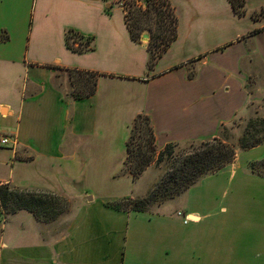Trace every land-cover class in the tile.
Listing matches in <instances>:
<instances>
[{
	"label": "crops",
	"instance_id": "1",
	"mask_svg": "<svg viewBox=\"0 0 264 264\" xmlns=\"http://www.w3.org/2000/svg\"><path fill=\"white\" fill-rule=\"evenodd\" d=\"M187 1L170 0L178 38L150 67L149 43L131 39L119 0H0V130L17 142L0 148V185L90 202L61 236L30 217L17 237H0V264H264V179L244 172L242 153L181 195L189 205L178 210L107 206L135 193L122 170L137 116L150 118L161 152L221 138L264 103V0H247L243 17L229 0ZM68 30L93 50L70 51ZM60 71L103 76L94 96L75 99ZM222 181L235 187L230 208H214ZM218 213L236 219L212 235Z\"/></svg>",
	"mask_w": 264,
	"mask_h": 264
},
{
	"label": "trees",
	"instance_id": "2",
	"mask_svg": "<svg viewBox=\"0 0 264 264\" xmlns=\"http://www.w3.org/2000/svg\"><path fill=\"white\" fill-rule=\"evenodd\" d=\"M137 1L141 0L126 3L130 8L129 15H126V24L131 39L141 42L142 33L150 28L154 20L157 32L152 34L148 44L149 65L153 67L177 40L178 18L172 11V17L169 16L170 27H165L167 17L158 6L169 7L171 5L169 0H143L147 6L145 11L137 7ZM229 2L236 15L240 17L246 15L247 0H229ZM259 17H254V19ZM65 42L67 48L74 53L81 54L92 51L94 48L93 39H86L74 30L66 32ZM69 72L82 76L79 82L81 89L78 90L76 85L74 91L75 99H85L96 94L98 79L103 75L79 71ZM258 126L262 127V137H260L261 132L256 130ZM223 130L225 131L226 128ZM263 144L264 119L248 127L240 139L239 148L242 151H248ZM184 146L185 149L179 153L176 152V149ZM126 147L127 157L123 170L130 174L134 181L139 179L154 163H165L168 166L146 200L132 203L130 199L122 202L120 207L107 205L126 212H147L145 207L148 205H161L180 197L197 186L204 178L215 175L231 165L237 155L235 148L220 138L207 142L187 143L183 146L172 144L159 152L151 120L145 115H139L134 120ZM251 170L257 177L264 179V160L259 164H252ZM133 205H135L134 208ZM0 209L5 214L27 211L39 219L43 212L52 211V205L42 197L36 196L33 191L10 187L7 184L0 185Z\"/></svg>",
	"mask_w": 264,
	"mask_h": 264
},
{
	"label": "rangeland",
	"instance_id": "3",
	"mask_svg": "<svg viewBox=\"0 0 264 264\" xmlns=\"http://www.w3.org/2000/svg\"><path fill=\"white\" fill-rule=\"evenodd\" d=\"M170 1V0H169ZM181 5H184L183 7H186L188 5L187 0H179ZM136 2L137 7H140L143 11L147 9V6L143 2V0ZM171 3V2H170ZM199 9H204L210 6L209 2H203L196 4ZM160 10H162L165 14L166 18V26L165 27H170V18L172 17V11L176 14V9L172 5L167 7V6H158ZM210 9V8H208ZM130 8L127 7L125 10V14L128 16L129 15ZM247 14V10H246ZM259 15H254L253 17H258ZM152 24L150 25L151 30L147 29L145 30L142 35H141V41L145 43H149L151 36L153 33L157 32V26H155L154 20H152ZM145 34H149L150 38L149 40H144L143 36ZM59 79H60V89L62 92L69 96V97H74L75 93L74 91L76 90V85L77 89L80 88V80L82 79V76H80L78 73H70L69 71H63L59 72ZM260 107L262 108V112L260 110ZM258 113L256 112L257 115L253 118H247V117H242L236 119L235 123L226 128L225 131L222 132L221 138L222 140L226 141V143L232 145L236 152L237 155L238 153H242L240 157V162L244 163L245 166L242 168L244 169V172L250 176L257 177L256 174H254L251 170V165L252 164H259L264 160V145L261 146L259 149L256 150H251V151H242L240 150V139L243 137L245 131L248 129V127L253 123L256 124L257 122H260L264 119V103L262 105H257L254 108ZM259 109V110H258ZM260 111V113H259ZM261 132L260 137H262V127L258 126L256 129ZM1 131V130H0ZM4 133V132H3ZM6 134V133H5ZM10 135V134H9ZM183 146V144H182ZM6 149H13V148H6ZM185 149L184 147L176 149V152L179 153ZM236 159V158H235ZM250 160V161H249ZM168 166L165 163L162 164H157L154 163L151 168H148L143 175L137 179L136 181V189L134 195H132L129 198H122L117 200L116 202H111L108 203L107 205H112L115 207H120L122 206V202L128 201L131 199V202H138V201H144L147 199L148 194L153 190V188L159 183L161 180L162 176L164 175L165 171L167 170ZM123 174H128L122 170ZM259 178V177H257ZM10 185V184H9ZM10 187H14L10 185ZM198 187V186H197ZM17 188V187H15ZM194 188V187H193ZM192 188V189H193ZM235 187L231 185L230 183H227L226 181H222L218 184L217 189H216V198L217 202H214V208L219 205V207H227L230 208L229 202L232 200V196L234 195L235 192ZM20 189V188H19ZM33 191V193L36 196L42 197L45 199L49 204L52 205V211L49 212H43L41 216L36 218L33 214L27 212V211H18L16 213H3V211L0 209V237H4L6 240L10 237H17L18 236V230L20 225H24L28 220L30 221L31 218H34L37 222H41L44 224H51L53 223L54 230L57 231V233L61 236L66 232L68 227L73 223V221L76 219V217L82 213L83 207H88L89 203L87 200V195H82L80 198L79 197H72L70 195H62V194H52V193H47L44 191H38V190H29ZM249 197H254V196H248ZM179 198V197H178ZM178 198L168 201L163 204L169 205V207L172 209H177L180 206L185 207L189 205V201L181 200L179 201ZM52 202V203H51ZM161 204V205H163ZM120 205V206H119ZM161 205H153V206H146L145 208L148 210L147 212H157L158 211V206ZM254 205V204H253ZM133 208L135 205L132 206ZM131 208V207H130ZM178 210V209H177ZM178 212V211H177ZM184 216L185 213H183ZM218 217L214 220L215 226L212 229V235H214L216 232H219V230L216 229V224L221 225L222 222L226 221L227 218H231L232 215L231 213L229 214H220L218 213ZM28 219V220H27ZM193 220V218H191ZM235 218L232 217L231 221H233ZM33 220V219H32ZM31 220V221H32ZM242 222V220H240ZM236 223V222H233Z\"/></svg>",
	"mask_w": 264,
	"mask_h": 264
},
{
	"label": "built area",
	"instance_id": "4",
	"mask_svg": "<svg viewBox=\"0 0 264 264\" xmlns=\"http://www.w3.org/2000/svg\"><path fill=\"white\" fill-rule=\"evenodd\" d=\"M133 0H120V6L123 8L124 12L127 8V2H131ZM138 3H140L138 1ZM17 142H16V138L12 135L9 134H5L2 131H0V148H14L16 146ZM178 216H182V214H178ZM185 218V224H187L189 222L187 217Z\"/></svg>",
	"mask_w": 264,
	"mask_h": 264
},
{
	"label": "water",
	"instance_id": "5",
	"mask_svg": "<svg viewBox=\"0 0 264 264\" xmlns=\"http://www.w3.org/2000/svg\"><path fill=\"white\" fill-rule=\"evenodd\" d=\"M149 38H150L149 34H145V35L143 36V39H144V40H149ZM89 200L92 201V198H89Z\"/></svg>",
	"mask_w": 264,
	"mask_h": 264
}]
</instances>
